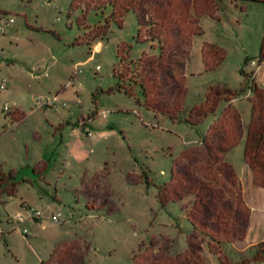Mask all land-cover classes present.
I'll use <instances>...</instances> for the list:
<instances>
[{
    "label": "rangeland",
    "instance_id": "rangeland-1",
    "mask_svg": "<svg viewBox=\"0 0 264 264\" xmlns=\"http://www.w3.org/2000/svg\"><path fill=\"white\" fill-rule=\"evenodd\" d=\"M91 6L0 0V19L14 20L0 36V81H8L0 91L1 172L30 178L34 156L69 148L82 119L93 134L82 133L71 169L58 157L53 184L59 185L42 188L43 200L37 196L34 204L41 223L13 228L15 217L24 216L22 200L4 195L10 204H0V264H264V251L256 260L253 248L264 244V188L244 168L255 99L249 86L264 91V63L256 82L250 65H260L263 1L217 0L214 8L213 0H145L118 20L109 6ZM149 14L166 19L157 24L169 36L159 64H151L161 50L148 40ZM64 86L62 111L72 120L66 147L36 102ZM5 104L23 116L12 132ZM49 110L52 119L60 115ZM236 136L220 155L232 177L213 168L204 144L219 152L222 138ZM77 174L98 175L99 194L88 198ZM59 213L61 225L51 221Z\"/></svg>",
    "mask_w": 264,
    "mask_h": 264
},
{
    "label": "trees",
    "instance_id": "trees-1",
    "mask_svg": "<svg viewBox=\"0 0 264 264\" xmlns=\"http://www.w3.org/2000/svg\"><path fill=\"white\" fill-rule=\"evenodd\" d=\"M90 1L92 6L89 8L95 9L96 11L101 10L105 6H109L112 9V14L110 18L117 20L122 18V16L129 11H137L138 9H142L145 4V0H90ZM216 2L217 0H213L214 8ZM191 6H194L195 8V4L191 3ZM163 16L161 14L157 15V18H155L154 21H152L153 16L151 14H149L146 17L147 21L145 24L150 27V33L147 35V37H149L148 40H151L154 43H156L157 45H155L156 46L155 48L161 50V54L157 58L153 59L150 57L152 59L151 64L161 63L165 58V56L168 54L167 52L164 51V45L167 43V39H169V36H167L165 30H162V27L160 30L157 29L158 27L157 24L159 22L161 23L166 20L163 19L164 18ZM165 35L168 37L167 39H165ZM145 57L146 55L137 61L136 64L138 69L140 67V64L142 63L141 61ZM263 61H264V38L259 55V64H261ZM247 62L248 61H246L245 64H247ZM129 79L130 78L128 77V80ZM115 90L118 93L123 92L126 95H131V92L129 90L123 89V87H121L120 85H117V88ZM115 90L111 89V92H114ZM249 90L251 91V93L254 94L255 99L251 100L252 107H251L250 121L247 128V141H246V147L244 153V166L252 173L253 183L258 187L264 188V91L262 89L257 88L253 83L249 86ZM11 115L16 116L17 113H11L7 115V117ZM230 116L232 117V121H235V124L237 125L239 118L238 114L236 115V113L232 111V114ZM238 130L240 129L238 128ZM238 136L231 138L230 140L222 138L221 141L225 142L224 143L225 147L221 149L219 152L218 151L214 152L213 149L211 148V145L205 142L204 150L208 151V156L211 159L210 163L217 172H220L222 170L224 171L225 174L228 173L232 177L235 176L231 167L228 164L223 163V158L220 155L228 150L229 146L236 141ZM16 183L17 181H16L15 173L4 174L0 170V200L2 196L9 195L15 192ZM253 248L255 250H258L257 251L258 254L255 256V259L262 260L261 253L264 251V244L256 245Z\"/></svg>",
    "mask_w": 264,
    "mask_h": 264
},
{
    "label": "crops",
    "instance_id": "crops-1",
    "mask_svg": "<svg viewBox=\"0 0 264 264\" xmlns=\"http://www.w3.org/2000/svg\"><path fill=\"white\" fill-rule=\"evenodd\" d=\"M262 1H264V0H262ZM100 47H101L100 43L97 42L93 46V50L98 51L100 49ZM262 63H264V61ZM261 64L258 66L256 65L255 62H251V64H250L252 67L256 68L254 73L251 75L253 82H256V80H257L256 79V72L261 68ZM74 77L76 78V76H74ZM75 78L71 79L70 82L74 81ZM126 80H128V76L126 77ZM7 89H8V81H7ZM67 89H68V86H64L62 89H60V91L58 90L55 95H58V97L61 99V97L65 94V91ZM110 92H111V90H110ZM80 93H81V91L77 90L76 95H79ZM69 102L71 104H76V101H69ZM66 108H68V104H67V107L60 106L58 112H55L52 109L55 113L60 114L58 117H54L53 119H52V116L49 114V112H50L49 109H51V108L44 107L42 109H39V110H43V112L46 113V115H47L46 122L48 123V125H50L51 128L54 126L56 127L55 128L56 134L58 133L59 137H60L59 142L61 145H64L65 147H66V144H64V137H65L64 131H65L66 127L72 126V120H71L70 116H67V114L64 111H62L63 109H66ZM18 109H19V112L17 113L16 116L11 115V116H8L5 118V120H7L6 121L7 125H9L10 123H13L17 120V116L19 114H21L20 113L21 109L20 108H18ZM71 111H73V110L72 109L68 110L70 115H71ZM21 119L23 120V116ZM80 121H79V123H80ZM79 123H78V125H80ZM88 125H89V123L86 126H84L85 130H87ZM85 130H83L81 132L78 131L77 135L74 137V140L71 142L70 147L67 148L66 150L65 149L61 150L60 154L56 155V157H54L55 156L54 154H52V155L49 154V156H47V153L43 154L42 158L40 157V154L35 155L34 158H39V161H38L37 165L34 168H32V174L30 175V178L25 177V178H22L21 181H17L16 187H15V192L9 194V196L18 195L20 197V199L22 200L21 207H22V209H24V211L21 212V215L22 214L24 215V216H22V218L24 219V223L31 221V219L28 218V216H30L28 209L29 208L35 209L34 204L36 203L37 196H39L40 200H43L42 188H44V187H47V188L55 187V188H57V186L59 185V184H57V182L59 180L55 182V185L53 184V178L56 175L57 165H59V158L58 157L61 156L63 158L64 162H66L69 165L70 169L72 168V165L78 161L79 156H80V150H81L79 147L81 145H84V144H82L83 140L80 139V137H82L81 135H82V133L85 132ZM10 132H12V131H10ZM18 134H20V132ZM72 135H73V131H72ZM34 138L37 139L38 138L37 135H35ZM52 141H54V139H52ZM29 155H30L29 150H27V154H26L27 160L29 159ZM244 168H245V166H244ZM10 173H15V172H10ZM77 176H78L77 179L79 181H81V186L83 187V191H84L83 193L85 195H87L88 198L90 196H92L93 194L94 195L99 194L98 189H100V188L95 183L98 180V177H99L98 175L93 176V178H90V176L81 178L80 174H77ZM86 183H88V184H86ZM93 190H95V191H93ZM0 204H7V206H8L10 203L8 204V202L4 201V196H2V198L0 200ZM16 217H18V216H16ZM19 217H21V216H19ZM32 221L38 222L35 220H32Z\"/></svg>",
    "mask_w": 264,
    "mask_h": 264
},
{
    "label": "built area",
    "instance_id": "built-area-1",
    "mask_svg": "<svg viewBox=\"0 0 264 264\" xmlns=\"http://www.w3.org/2000/svg\"><path fill=\"white\" fill-rule=\"evenodd\" d=\"M13 24H14V20L11 18L7 19V20L0 19V36H4L6 29ZM96 69L98 70L99 67H97ZM6 89H7V81H5V80L0 81V91H6ZM81 90H82L81 87H78V91H81ZM36 102L39 105V109H42L44 107H49V108L53 109L55 112H58L60 106L67 107V101L60 99L58 97V95H53V96L47 97L45 99L38 98ZM12 109H13V107H11L9 104H5L3 107V112L6 113L7 115H9V114L13 113V112H11ZM18 112H19V109L14 108V113H18ZM98 116H100V118L103 120H105L107 118V114L105 112L100 113ZM21 123H22V119H17L15 122L10 123L8 125V131H13ZM88 123H89V120H84V119L81 120L79 123L80 124L79 125V131L81 132V131L85 130L84 126H86ZM85 133H86L87 137H89V138L93 137V134L90 131L85 130ZM28 210L30 213L29 219L38 221L40 223L44 220L42 217V214L39 210H36L34 208H29ZM14 220H15L14 221L15 226L13 228L20 227L24 223V219L22 217H16ZM63 220H64L63 213H61V214L59 213V214L53 215L51 217V221L53 223H56V224H60V225L63 224ZM23 233L26 234L27 231L23 230Z\"/></svg>",
    "mask_w": 264,
    "mask_h": 264
}]
</instances>
